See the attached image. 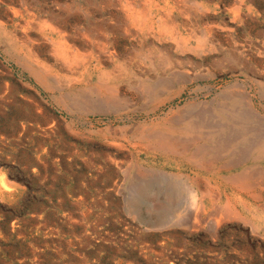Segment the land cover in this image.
Returning a JSON list of instances; mask_svg holds the SVG:
<instances>
[{"label": "rangeland", "instance_id": "obj_1", "mask_svg": "<svg viewBox=\"0 0 264 264\" xmlns=\"http://www.w3.org/2000/svg\"><path fill=\"white\" fill-rule=\"evenodd\" d=\"M233 85L264 0H0V264H264V158L157 145Z\"/></svg>", "mask_w": 264, "mask_h": 264}, {"label": "bare ground", "instance_id": "obj_2", "mask_svg": "<svg viewBox=\"0 0 264 264\" xmlns=\"http://www.w3.org/2000/svg\"><path fill=\"white\" fill-rule=\"evenodd\" d=\"M159 29H161V26ZM177 42L182 47L186 46L184 38L180 37ZM33 73L38 79L43 80V73L40 70H33ZM250 97L248 92L237 85H233L232 89L222 96V104L198 112L199 115L193 113L195 119L189 118L188 112L187 115L175 120L174 124L179 131L178 136L157 142L158 148L163 151L175 150L179 147L185 153L188 148L192 147L194 152L191 154L190 159L199 168L209 166L213 163L214 158L232 151H238L240 155L249 151L253 160L264 158V136H261L262 131L258 134L256 129L253 128L254 125L250 126V122L260 124L264 117L253 106ZM242 155L239 161L244 158ZM191 196L192 192L188 190L186 198H189L192 205H194V198ZM226 210L233 216L237 215V211L232 206H227Z\"/></svg>", "mask_w": 264, "mask_h": 264}]
</instances>
